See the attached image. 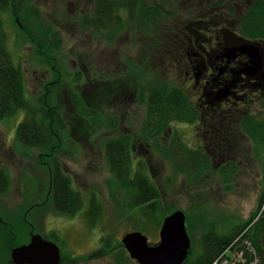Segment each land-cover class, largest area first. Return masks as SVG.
<instances>
[{"label": "rangeland", "instance_id": "obj_1", "mask_svg": "<svg viewBox=\"0 0 264 264\" xmlns=\"http://www.w3.org/2000/svg\"><path fill=\"white\" fill-rule=\"evenodd\" d=\"M145 1L149 5L160 4L167 11L162 15L158 30L150 36L145 35L140 23L132 29L129 24L117 35L85 32L80 24L82 18L96 17L95 0H34L33 6L41 13L42 25L50 27L61 42L55 57L60 73L53 72L51 65L42 62L38 48L21 35L18 21L12 20L9 14H2L9 36V51L15 65L24 72L31 101L39 105L49 91L51 102L62 109L68 131L60 159L74 188L84 196L85 206L74 217L62 216L47 204L46 197L41 199L42 193L40 196L35 192L27 194V181L33 182L34 189L43 186L48 190L49 180L46 171L38 167L39 152L26 149L17 141L16 130L25 113L0 121V168L11 178L9 192L0 195V232L5 231L4 221L16 236L12 243L15 246L7 247L3 256L0 249V264H12L13 249L30 244L33 235L58 245L61 264H121L118 259L123 253L122 238L134 231L141 220L116 215L109 189L112 175L106 163L104 144L124 134L135 136V142H131L136 145L135 159L145 161L153 172L166 210L186 214L187 228L190 226L188 233L195 242L193 257L201 251L202 232L209 230L211 225L225 234L257 212L264 186L263 165L258 160L255 145L241 131L237 115L248 110L264 120V97L224 114L218 113L214 118L205 117L197 124L171 126L190 148L211 155L223 153L237 164L239 173L233 178L230 190L214 172L197 183L183 176L175 177L171 166L159 159L150 145L141 144L145 106L139 103L137 94L162 82L182 88L193 98L187 87L189 82L184 81L185 64L181 65V61L185 60L179 52L185 53L186 47L179 37L187 38L185 33L192 19L204 18L207 14L210 17L212 12L218 11L208 5L218 0ZM250 4L252 0H228L221 11L228 13L233 6L237 10L233 17L238 19ZM165 45L169 49L166 54L162 49ZM53 83L56 84L54 90L50 88ZM101 93H106L103 99L108 98L105 106L97 112L89 111L84 102L93 100L91 105L97 107L101 103ZM114 93L118 95L112 97ZM110 118H114V127L110 126ZM219 142L223 144L222 149L218 147ZM220 157L213 160L216 169L221 166ZM170 178L172 183L168 181ZM92 195L98 197L103 208L102 221L95 229L87 224ZM143 233L151 244L159 243L160 228L148 225ZM103 235L113 236L115 249L105 250L101 242ZM126 263L138 264L129 258Z\"/></svg>", "mask_w": 264, "mask_h": 264}, {"label": "trees", "instance_id": "obj_2", "mask_svg": "<svg viewBox=\"0 0 264 264\" xmlns=\"http://www.w3.org/2000/svg\"><path fill=\"white\" fill-rule=\"evenodd\" d=\"M33 1L0 0V121L16 117L21 112L25 113L23 122L16 130L17 141L26 149L39 152L38 167L46 171L49 180L48 190L43 186L34 189L33 182L27 181L26 193L35 192L37 196L42 193L41 199L46 197L47 204L55 213L74 217L84 208L85 199L74 188L73 180L65 171L60 159L68 131L67 121L62 109L51 102L49 91L45 101H40L39 105H34L31 101L27 93L24 72L21 67L15 65L9 51V36L2 16L6 13L11 15L12 20L18 21L21 35L27 37L38 48L42 62L47 66L51 65L53 72L60 73L55 57L61 42L56 33L52 34L53 30L50 27L47 28L45 24L44 28L41 13L33 6ZM227 1L218 0L214 4L209 2V7L218 8V11L212 12V16L207 18L192 19L187 31H192L194 27L195 30L201 27L209 29L217 20L221 21V14L235 17L237 10L233 6L228 13L221 11ZM95 12L97 13L95 18H82L81 29L85 32H108L112 35L121 34L129 24L132 29L140 23L139 26H142L145 35L150 36L158 30L162 15L167 14L162 5L156 3L149 5L145 0H95ZM200 21L205 23L202 24ZM236 24L238 31L245 38L264 41V0H252L246 13L237 19ZM150 47L153 48V44ZM166 47L167 45L162 48L165 54L169 50ZM148 49L149 47L146 48ZM53 84L50 85L52 90L57 82ZM105 95L106 93H101V103L97 107L91 105L93 100L83 102L89 111L97 112L105 106L104 101L108 99H103ZM117 95L118 93H114L112 97ZM137 99L145 106V117L140 132L142 145H150L154 154L171 166L175 177L183 176L192 183H197L201 178L214 172L219 175L226 189L230 190L233 178L239 173L237 164L223 156V153L211 155L204 150L190 148L182 135L171 129L174 124H197L205 117L214 118L219 115L217 112L211 113L203 109L182 88L162 82L155 84L148 91H140ZM237 116L241 131L256 147L257 157L262 161L264 171V155L261 152V150L264 152V120L248 110ZM113 119H109L111 127L115 126ZM131 142H135V136L124 134L117 138L112 137L104 144L106 163L112 175L109 189L116 215L129 219L138 217L141 222L134 231L144 232L145 226L148 225L161 228L164 219L174 210H166L162 190L153 172L145 161H136V145L133 146ZM222 146L223 144L219 142L218 147ZM217 156L222 157L221 166L216 169L213 160ZM168 181L173 182L171 178ZM10 187L9 174L0 168V195H6ZM102 217V205L98 197L92 195L87 214L88 226L91 229L97 228ZM3 225L5 231L0 232L2 256L7 247L15 246H12V243L16 239L12 228L4 221ZM101 242L106 251L115 249L113 236L103 235ZM194 246L195 242L192 240V249L184 264H214L224 256L232 258L233 254H243L246 264L252 262L264 264V186L258 210L248 220L234 225L225 234L211 225L209 230L202 232L201 251L196 257H193ZM122 247L123 253L119 254L118 261L127 264L128 258H131L124 246ZM2 259L4 261L5 257ZM236 264L242 263L236 261Z\"/></svg>", "mask_w": 264, "mask_h": 264}, {"label": "flooded vegetation", "instance_id": "obj_3", "mask_svg": "<svg viewBox=\"0 0 264 264\" xmlns=\"http://www.w3.org/2000/svg\"><path fill=\"white\" fill-rule=\"evenodd\" d=\"M220 20L209 29L201 27L195 30L194 27L192 31L185 33L187 38L180 36L186 50L179 54L185 60L184 63L181 61V65L185 64L184 81L189 82L187 87L195 103L211 113L224 114L227 110L237 109L254 99L264 97L263 72L253 77L243 73L249 64V57L232 52L246 40L258 41L262 48L264 41L242 36L238 31L237 19L230 14H221ZM228 87L230 95L218 100L217 94Z\"/></svg>", "mask_w": 264, "mask_h": 264}, {"label": "water", "instance_id": "obj_4", "mask_svg": "<svg viewBox=\"0 0 264 264\" xmlns=\"http://www.w3.org/2000/svg\"><path fill=\"white\" fill-rule=\"evenodd\" d=\"M232 52L249 57V64L243 73L251 77L259 72L264 74V48L259 42L246 40L240 48H235ZM229 95L230 87L220 91L217 99L221 100ZM159 235V243L153 245L143 232H128L122 238V243L130 258L138 264H184L192 249L186 214L176 211L167 216ZM61 260L58 245L40 235H33L29 245L12 251V264H61Z\"/></svg>", "mask_w": 264, "mask_h": 264}, {"label": "built area", "instance_id": "obj_5", "mask_svg": "<svg viewBox=\"0 0 264 264\" xmlns=\"http://www.w3.org/2000/svg\"><path fill=\"white\" fill-rule=\"evenodd\" d=\"M236 261H239L242 264H246V261L243 259V254H233L232 258H228L224 256L223 259L217 260L214 264H236ZM251 264H258V263L252 262Z\"/></svg>", "mask_w": 264, "mask_h": 264}]
</instances>
